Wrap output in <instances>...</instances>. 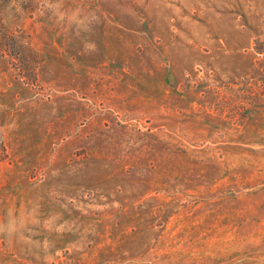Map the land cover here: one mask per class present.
<instances>
[{
    "label": "rangeland",
    "instance_id": "374dc122",
    "mask_svg": "<svg viewBox=\"0 0 264 264\" xmlns=\"http://www.w3.org/2000/svg\"><path fill=\"white\" fill-rule=\"evenodd\" d=\"M0 264H264V0H0Z\"/></svg>",
    "mask_w": 264,
    "mask_h": 264
}]
</instances>
